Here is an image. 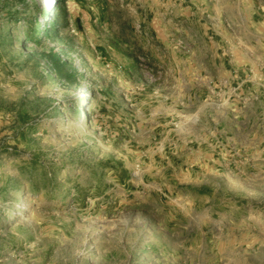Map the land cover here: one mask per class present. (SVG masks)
Wrapping results in <instances>:
<instances>
[{"label":"rangeland","instance_id":"rangeland-1","mask_svg":"<svg viewBox=\"0 0 264 264\" xmlns=\"http://www.w3.org/2000/svg\"><path fill=\"white\" fill-rule=\"evenodd\" d=\"M0 264H264V0H0Z\"/></svg>","mask_w":264,"mask_h":264},{"label":"trees","instance_id":"trees-1","mask_svg":"<svg viewBox=\"0 0 264 264\" xmlns=\"http://www.w3.org/2000/svg\"><path fill=\"white\" fill-rule=\"evenodd\" d=\"M58 3L59 2L56 1V3H54L50 6V13L48 14V15H50V17H49V20L46 22V25L44 27V29H45L44 35L47 37H50L51 39L54 37V29L58 28V25L61 21L60 16L58 15V11L60 10ZM43 14H45V16H46L47 12H44ZM38 26H40V25H38ZM37 32H38V27L30 33V35L33 36L30 39L31 40L30 43L36 42V39L38 38ZM30 35L27 34L26 36L29 37Z\"/></svg>","mask_w":264,"mask_h":264}]
</instances>
